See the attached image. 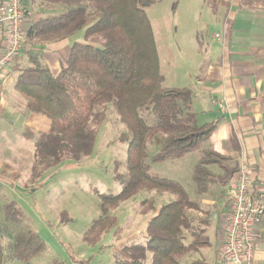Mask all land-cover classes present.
<instances>
[{
	"label": "trees",
	"instance_id": "obj_1",
	"mask_svg": "<svg viewBox=\"0 0 264 264\" xmlns=\"http://www.w3.org/2000/svg\"><path fill=\"white\" fill-rule=\"evenodd\" d=\"M38 2L60 6L63 11L43 14L30 25L28 48L22 54L28 66H11L17 73L14 89L25 99L28 112L50 122L48 132L26 129L23 134L35 149L34 176L41 165L78 162L90 156L107 108H114L128 129L120 137L121 143L129 145L126 172L121 173L117 163L115 175L122 191L101 196V217L86 232L85 242L95 246L105 234L116 233L119 220L113 216L114 224L110 212L141 191L167 193L174 199L158 211L154 198L141 203V214L156 212L147 223L146 241L125 246L122 250L127 259L116 256L115 264H207L201 259L182 261L210 246L209 221L189 217L188 211H199L200 206L182 184L151 175L147 149L158 148L152 163L196 153L192 181L199 196L208 194L222 180L217 169L232 175L239 165L208 146L217 123L199 125L192 108L193 91L165 85L153 29L145 12L152 0H33V5ZM77 36H82V42H73L66 66L57 75L34 50ZM3 210L6 224L16 222L21 215L12 201ZM8 240L5 248L0 239V264H32L46 251L45 243L32 230ZM49 264L64 263L53 259Z\"/></svg>",
	"mask_w": 264,
	"mask_h": 264
},
{
	"label": "rangeland",
	"instance_id": "obj_2",
	"mask_svg": "<svg viewBox=\"0 0 264 264\" xmlns=\"http://www.w3.org/2000/svg\"><path fill=\"white\" fill-rule=\"evenodd\" d=\"M152 2L145 12L153 29L165 85L169 87L190 85L199 78L205 67L200 48L204 44L207 46L216 44L215 40L222 33L228 10L221 0H152ZM24 5L27 6L26 1ZM41 7L47 11L56 8L44 4ZM68 42H72V39ZM37 51L42 55V48H38ZM44 60L48 62L47 59ZM25 63L21 64L22 68L28 66ZM65 66L66 63L61 66L51 65L50 68L54 73H58ZM10 72L11 66L6 70V78L0 91V104L7 106L0 109V119L4 120V124L0 122L2 244L6 248L8 237L32 230L40 236L46 246L45 253L35 258L32 264H49L53 259H58L64 264H115L116 256L127 259L122 249L132 243L146 241L147 222L156 214V212L141 214V203L154 198L156 209L159 210L164 204L173 201L174 196L141 191L134 199L110 212L111 218L115 216L119 220V225L115 229L118 231L113 232L114 235L105 234L95 246L88 245L84 237L92 223L101 217V196L117 195L122 191V185L115 180V175L117 163L120 165V172H126L129 145L121 143L120 137L127 133L128 129L121 122L115 109L109 106L105 121L97 129L95 147L90 156L78 162L64 160L50 167L41 165L38 174L34 176L33 168L37 162L35 149L33 143L27 141L21 134L27 124L24 117L30 113L25 101L14 89L17 73ZM7 73L10 75L7 76ZM194 108L198 112L199 125L214 119L215 111H200L203 106H199L197 100ZM42 119L48 122L45 117ZM38 127V130H46L49 126ZM204 147L207 148V144ZM157 151L156 146H149L147 149L146 163L151 166V175L178 181L193 200L199 203L202 200L206 201L202 205V216L199 212L191 215L194 221L210 218L220 210L223 204L221 203L223 189H226L221 182L216 183L210 196L203 198L195 194L192 168L196 162V153L188 154L181 159L152 163L151 158ZM214 189L215 192L212 194ZM212 200L218 203L213 207L206 205ZM11 201L16 203L21 215L16 222L6 224L3 207ZM112 221L114 222L113 218ZM97 237L95 234L94 238ZM212 238L210 234V239ZM261 244L262 241L257 246L255 259L260 252ZM194 256L187 255L182 262L188 263Z\"/></svg>",
	"mask_w": 264,
	"mask_h": 264
},
{
	"label": "crops",
	"instance_id": "obj_3",
	"mask_svg": "<svg viewBox=\"0 0 264 264\" xmlns=\"http://www.w3.org/2000/svg\"><path fill=\"white\" fill-rule=\"evenodd\" d=\"M25 1L26 5L31 7L32 23L40 19L43 14L63 11L60 6L47 11L44 7H41L39 2L33 5V0ZM221 2L228 10L227 15L223 23L222 33L215 40L216 44L213 43L209 46L204 44L200 48L203 53V64L205 65L202 74L190 85L175 86L173 88H189L193 91L192 108L197 115L198 112L194 108L196 100L199 106H203L200 111H215L213 114L214 119L204 123H217V128L211 135L208 146L216 152L232 158L237 167L238 165L246 166L255 179L264 180V0H221ZM68 40L46 45L45 49L42 46V56L48 60L46 63L49 67L57 64L61 66L66 63L73 41L82 42V36L72 38V42H68ZM38 48L40 47H36L34 50ZM62 58L64 59L62 60ZM24 62L28 64L27 59L21 55L14 65H21ZM58 73L54 74L57 75ZM22 99L25 101L24 98ZM6 107L5 104H0V109ZM43 117L35 114L25 116L27 124L21 133L22 136L24 137L23 134L26 129L35 132H48L50 122L46 117L48 122H45L42 119ZM1 121L4 124V120L0 119ZM39 125L49 127L46 130H38ZM216 171L222 177L219 182L226 187V189L221 188L224 191L221 201L223 204L220 210L210 218H206L209 221L207 235L210 246L201 249L197 253H191L195 255L192 260L201 259L206 261L207 264H221L218 256L224 239L227 184L237 174L235 172L228 175L218 169ZM211 191L202 197L210 196ZM214 192L215 189L212 194ZM205 202L204 200L201 203L197 202L200 206L199 211H188L191 219V215L195 212H199L201 216L203 215L202 205ZM217 203L218 201L212 200L206 205L213 207ZM260 228L263 231V239L254 264H264V221L261 223ZM210 234L213 240L210 239Z\"/></svg>",
	"mask_w": 264,
	"mask_h": 264
},
{
	"label": "built area",
	"instance_id": "obj_4",
	"mask_svg": "<svg viewBox=\"0 0 264 264\" xmlns=\"http://www.w3.org/2000/svg\"><path fill=\"white\" fill-rule=\"evenodd\" d=\"M24 1L0 0V91L7 68L13 66L28 48L26 34L33 14ZM263 221L264 180L255 179L246 166H239L236 176L227 184L219 262L254 264L257 245L263 239L260 228Z\"/></svg>",
	"mask_w": 264,
	"mask_h": 264
}]
</instances>
